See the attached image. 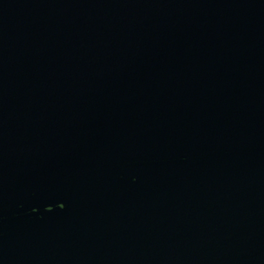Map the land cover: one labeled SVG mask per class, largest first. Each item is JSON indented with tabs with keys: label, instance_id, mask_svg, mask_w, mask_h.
<instances>
[{
	"label": "water",
	"instance_id": "obj_1",
	"mask_svg": "<svg viewBox=\"0 0 264 264\" xmlns=\"http://www.w3.org/2000/svg\"><path fill=\"white\" fill-rule=\"evenodd\" d=\"M0 264H264V0H0Z\"/></svg>",
	"mask_w": 264,
	"mask_h": 264
}]
</instances>
